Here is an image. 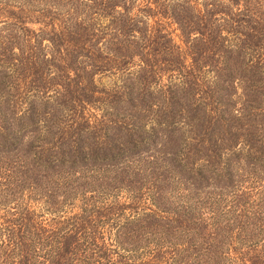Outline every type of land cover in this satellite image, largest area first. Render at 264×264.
<instances>
[{
    "label": "trees",
    "instance_id": "16d2710c",
    "mask_svg": "<svg viewBox=\"0 0 264 264\" xmlns=\"http://www.w3.org/2000/svg\"><path fill=\"white\" fill-rule=\"evenodd\" d=\"M0 264H264V0H0Z\"/></svg>",
    "mask_w": 264,
    "mask_h": 264
},
{
    "label": "rangeland",
    "instance_id": "374dc122",
    "mask_svg": "<svg viewBox=\"0 0 264 264\" xmlns=\"http://www.w3.org/2000/svg\"><path fill=\"white\" fill-rule=\"evenodd\" d=\"M10 206H12V204H10ZM41 204H35L33 205V209L35 210V213L37 214L38 217H36L37 220L39 221H45L47 219V221L49 220L50 218V214L46 213L45 211H43L41 209ZM14 207V206H12ZM125 226V229L128 228L129 226L131 225H124ZM110 229V228H109ZM122 232H124L125 230L123 228H120ZM106 237L109 238V237H115V232L114 230L113 231H108L106 233Z\"/></svg>",
    "mask_w": 264,
    "mask_h": 264
}]
</instances>
